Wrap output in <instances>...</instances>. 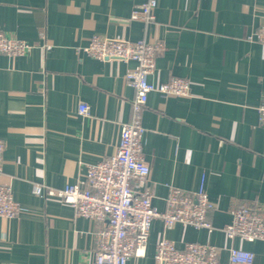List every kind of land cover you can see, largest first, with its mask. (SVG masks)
I'll use <instances>...</instances> for the list:
<instances>
[{"label": "crops", "instance_id": "1", "mask_svg": "<svg viewBox=\"0 0 264 264\" xmlns=\"http://www.w3.org/2000/svg\"><path fill=\"white\" fill-rule=\"evenodd\" d=\"M145 0H0V31L25 41L23 56L0 55V140L5 149L0 183L12 187L22 208L0 218V264H92L97 223L77 218L53 190L77 182L84 165L111 156L119 127L131 119L134 89L126 74L133 62H100L81 51L93 35L131 42L162 41L148 82H189L185 98L148 95L141 116L143 156L150 164L151 204L165 209L170 187L194 193L203 180L215 208L213 231L176 224L150 225L143 257L126 264H156V241L177 248L209 244L254 254L264 264V242L228 240L219 231L234 203L264 209V45L252 39L264 26V0H157L153 20L132 21ZM80 103L89 115L78 114Z\"/></svg>", "mask_w": 264, "mask_h": 264}, {"label": "built area", "instance_id": "2", "mask_svg": "<svg viewBox=\"0 0 264 264\" xmlns=\"http://www.w3.org/2000/svg\"><path fill=\"white\" fill-rule=\"evenodd\" d=\"M156 5L157 0H145L133 9L130 19L145 23L152 21ZM252 39L264 45V26L253 33ZM30 48L25 41L8 37L0 31V55L19 57ZM165 50L162 41L131 42L100 35L88 39L87 45L81 49L87 56L100 62L134 63V68L126 74V80L135 91L130 103L131 119L120 124L115 152L100 162L84 165V172L75 184L59 190L33 186L34 195L56 198L70 206L75 217L97 223L92 264H126L130 258L143 257L150 225L156 219L162 221L164 231L176 224L209 232L215 230L208 221V214L215 205L208 198L203 180L191 194L170 187L163 211L152 206V196L146 187L151 167L143 156L141 116L148 95L157 93L162 97L179 98L190 95V85L185 79L171 78L159 84L148 82L155 70L156 58ZM77 112L86 117L89 106L80 103ZM257 113L259 123L264 124V99L257 107ZM4 149L0 140V175ZM21 211V206L13 199L11 185L0 183V218L12 220ZM229 213L231 221L219 229L228 240L264 242V209L259 204L234 203ZM222 250L200 243H185L182 248H177L173 241L161 236L156 241L153 260L156 264H224L219 261ZM226 252L225 264H252L254 261V254L241 248L231 247Z\"/></svg>", "mask_w": 264, "mask_h": 264}]
</instances>
